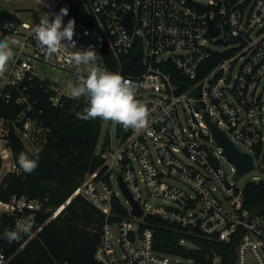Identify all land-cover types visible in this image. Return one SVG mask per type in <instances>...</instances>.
I'll use <instances>...</instances> for the list:
<instances>
[{
  "label": "built area",
  "instance_id": "obj_1",
  "mask_svg": "<svg viewBox=\"0 0 264 264\" xmlns=\"http://www.w3.org/2000/svg\"><path fill=\"white\" fill-rule=\"evenodd\" d=\"M47 1L49 20L52 13L68 8L63 23L75 20V48L48 55L33 32L40 19L5 24L2 39L13 51L5 87L21 94L7 90L2 95L7 102L14 99L28 105L16 118L0 116L3 167L16 168L11 135L24 142L34 139L39 129L47 130L30 115L34 105L25 95L27 81H42L46 91L51 90L52 104L61 105L73 98L71 88L79 77L86 76L83 65L69 63L72 50L91 48L101 57L99 65L133 83L136 98L150 110L148 128L137 132L121 125L115 147L109 136L98 153L104 157L103 165L87 173L51 218L77 195L102 213L93 264H198L193 258L157 250L148 217L219 242H235L236 264H264V212L253 214L246 206L247 183L264 179L253 177L240 185L253 170L264 173V0ZM129 14L132 34L125 24ZM137 44L143 50L141 70L125 74L121 59ZM108 55L117 59V68L109 66ZM49 69L65 73L70 82L51 76ZM206 112L241 152L253 157V169L238 181L236 166L230 162V172L221 161L227 156L206 121ZM120 177L142 208V217L132 214ZM156 199L162 202L152 205ZM41 205L39 200L14 196L9 202L0 200V211L14 215L16 227L33 226ZM8 261L0 251V264Z\"/></svg>",
  "mask_w": 264,
  "mask_h": 264
},
{
  "label": "trees",
  "instance_id": "obj_2",
  "mask_svg": "<svg viewBox=\"0 0 264 264\" xmlns=\"http://www.w3.org/2000/svg\"><path fill=\"white\" fill-rule=\"evenodd\" d=\"M1 10L0 33L6 34L7 22L18 24L21 20L15 15L11 20H3ZM142 55L143 50L137 44L130 55L122 57L123 72L138 73L142 67ZM107 60L113 69L119 65L117 59L110 55ZM26 85L25 95L34 105L30 115L36 116L47 129V142L39 152L33 153L20 138L9 137L16 168L4 176L0 185V200L9 202L14 196L26 197L39 200L42 205L31 232L21 234L18 241L11 243L4 233L6 230H16V217L7 213L0 215V251L9 259L7 264H93L102 229V213L77 195L57 217L51 216L73 196L87 173L103 165L104 157L96 149L104 120L77 118L76 114L88 106V98H66L61 105L55 106L50 101L51 90L46 91L42 81L28 80ZM7 90L15 96L21 94V91L6 87L3 92ZM27 105L28 102L17 104L14 99L7 102L1 95L0 116L16 118ZM108 138L107 133L105 141ZM21 153L38 160L39 166L33 172L26 173L19 166ZM246 206L253 214L264 212V180L247 183ZM117 208L125 213L123 207ZM147 221L154 228L155 247L160 252L193 258L198 264H215L216 259L220 264H236L235 242L227 244L209 239L203 234L170 225L158 217H148Z\"/></svg>",
  "mask_w": 264,
  "mask_h": 264
},
{
  "label": "clouds",
  "instance_id": "obj_3",
  "mask_svg": "<svg viewBox=\"0 0 264 264\" xmlns=\"http://www.w3.org/2000/svg\"><path fill=\"white\" fill-rule=\"evenodd\" d=\"M44 0H41L43 3ZM68 8L63 7L59 13H52L53 19L49 20L47 14L40 18L33 32L35 39L48 55H59L65 49L75 48L74 29L75 20L69 19L63 23V17L68 15ZM13 57L9 44L0 41V72L5 71L8 62ZM101 57L91 48L71 52L69 63L79 68L82 65H91V70L86 76H80L78 82L71 88V96L80 98L87 96L88 106L77 118L91 120L100 118L141 131L148 128L150 110L146 104L136 98L133 83L119 73L110 72L101 67L97 61ZM151 134V133H149ZM19 166L26 173L33 172L39 165L38 160L30 159L27 154L21 153L18 159ZM32 224H18L16 230H6L5 238L9 243L18 241L21 234H29Z\"/></svg>",
  "mask_w": 264,
  "mask_h": 264
},
{
  "label": "rangeland",
  "instance_id": "obj_4",
  "mask_svg": "<svg viewBox=\"0 0 264 264\" xmlns=\"http://www.w3.org/2000/svg\"><path fill=\"white\" fill-rule=\"evenodd\" d=\"M46 3H48L47 0H44L43 3H41V0H0V8L2 10L5 9V10L10 11L20 20L29 21L30 23H34L36 20L40 19L43 15L46 14L47 12ZM2 37L3 36L0 33V41H5V39H2ZM83 69H84L85 75H87L88 72L91 70V65H83ZM49 71H50L51 76L53 77L57 76L59 77L61 81L70 82L69 79L67 78L68 76L65 73H60L59 71H51L50 69ZM39 72H42L41 68H39ZM5 73H6V69L5 71L0 72V97L5 87V80H6ZM70 78H72V80L74 79L73 77H70ZM119 125L120 124L113 123L111 121H104L102 133H101L98 146L96 149L97 153L101 152L102 146L107 136V133L109 134L111 138L112 145L114 147L116 146L117 134L121 130V127H122L121 125L120 126ZM47 133H48L47 130L39 129V131L35 134L34 139L24 141L28 150H30L33 153L36 152L37 150L40 151L47 142ZM240 149L244 150L243 147L241 146H240ZM221 161L223 165L225 166V168L231 172L232 166L228 158L227 159L222 158ZM9 167L12 168V165H6L5 167H3L2 160L0 158V181H2L4 176L7 174V172H9ZM253 177H260L264 179V173H262L259 169H255L249 174H246L242 178L240 185L243 186L248 180L252 179ZM161 202L162 201L156 199V200L151 201L150 203L152 205H156ZM1 214L3 213L0 211V215ZM215 264H220V262L217 261Z\"/></svg>",
  "mask_w": 264,
  "mask_h": 264
},
{
  "label": "water",
  "instance_id": "obj_5",
  "mask_svg": "<svg viewBox=\"0 0 264 264\" xmlns=\"http://www.w3.org/2000/svg\"><path fill=\"white\" fill-rule=\"evenodd\" d=\"M131 17L132 14H129L126 17L125 24L127 25L130 33L132 34L134 26L132 24ZM1 18L3 20H11L14 18V14L4 9L1 10ZM211 32L213 36H216V30L212 23H211ZM205 118L213 132V135L217 140L218 145L223 149L224 154L227 156L228 160L236 166L237 172L235 175V179L238 181L242 176H244L246 173H248L250 170L253 169L254 167L253 157L247 153L241 152L238 149V147L231 141L228 135L222 129H220L216 123H214L210 119L209 114L207 112L205 113ZM119 181L121 184V188L124 192V195L133 206L132 214L137 217H142L144 212L140 207V205L134 200L130 191L125 186L122 177L119 178Z\"/></svg>",
  "mask_w": 264,
  "mask_h": 264
},
{
  "label": "bare ground",
  "instance_id": "obj_6",
  "mask_svg": "<svg viewBox=\"0 0 264 264\" xmlns=\"http://www.w3.org/2000/svg\"><path fill=\"white\" fill-rule=\"evenodd\" d=\"M4 158H6L7 159V157H8V155H7V152L6 151H4Z\"/></svg>",
  "mask_w": 264,
  "mask_h": 264
}]
</instances>
